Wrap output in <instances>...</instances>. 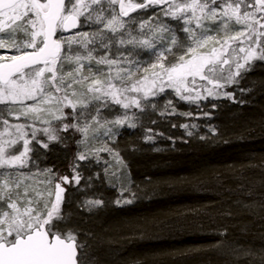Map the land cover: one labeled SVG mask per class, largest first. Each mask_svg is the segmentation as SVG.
Returning a JSON list of instances; mask_svg holds the SVG:
<instances>
[{
	"label": "snow or ice",
	"instance_id": "snow-or-ice-1",
	"mask_svg": "<svg viewBox=\"0 0 264 264\" xmlns=\"http://www.w3.org/2000/svg\"><path fill=\"white\" fill-rule=\"evenodd\" d=\"M262 67L264 0H0V264H264V153L210 178L175 177L170 188L214 184L219 199L144 218L121 237L130 244L194 225L215 237L207 244L127 257L98 223L156 194L134 183L122 152L231 143L213 120L232 104L257 106L264 77L249 73ZM260 107L236 140L264 137ZM240 115L231 113L233 126ZM178 128L183 136L167 134ZM127 130L141 135L121 147ZM57 150L65 172L50 162ZM105 188L119 195L108 199Z\"/></svg>",
	"mask_w": 264,
	"mask_h": 264
},
{
	"label": "trees",
	"instance_id": "trees-1",
	"mask_svg": "<svg viewBox=\"0 0 264 264\" xmlns=\"http://www.w3.org/2000/svg\"><path fill=\"white\" fill-rule=\"evenodd\" d=\"M252 79L264 77V67L249 73ZM243 84V82H242ZM222 103L228 104L227 101ZM256 107L245 106L242 109L238 105L232 104L225 108L219 118L214 119L213 123L225 125L222 129L224 138L232 137L229 144H219L211 147H200L199 145L187 146L177 142L175 148H172L167 141H158L154 146L165 149L161 152H153V145L140 144L143 151L136 154H125L128 168L131 172V178L135 184H139L141 188L156 187V194L151 199H139L133 205L125 206L122 209H113L104 213L98 223H102L109 229V234L116 242L120 251L124 252L127 257L144 258L150 256L153 250H168L186 248L193 245L207 244L215 239L209 233L195 234L192 227H189L187 233L169 235L162 233L161 238L144 240L135 243H126L121 237L131 235L130 229L134 228L137 223L144 218L153 216L163 217L173 216L187 207H197L206 204L209 201H217L219 199L214 184L205 190L195 188L188 185H176L169 187L175 177L192 176L194 174L202 175V178H210L211 173L216 170H225L228 165L239 162L245 155L253 153L256 155L264 153V137L257 136L248 141H239L234 137V133L238 132L244 122L249 117H257L261 115V107L264 106V96H257L255 100ZM181 111L194 110V106L190 109L188 105L181 104ZM239 111L242 115L235 119V126L231 118V113ZM173 123L188 122V118L177 117ZM196 123H204L203 120H196ZM165 125H161L159 130L165 131ZM203 131V130H201ZM167 134L174 137L183 136L182 129L171 130ZM141 135L139 130H127L120 137L121 147L130 141H136ZM70 158V153L68 154ZM65 153L57 150L51 157L50 162H55L62 172L67 170V163L64 159ZM107 159V156H105ZM98 170V169H97ZM151 181V185L147 182ZM135 190V189H133ZM104 195L108 199H115L119 195L118 188H105ZM192 217H189L191 220ZM204 227H209L208 222L203 221ZM119 253H113V257ZM176 258V257H174ZM212 256H194L184 261L182 264H207Z\"/></svg>",
	"mask_w": 264,
	"mask_h": 264
},
{
	"label": "rangeland",
	"instance_id": "rangeland-1",
	"mask_svg": "<svg viewBox=\"0 0 264 264\" xmlns=\"http://www.w3.org/2000/svg\"><path fill=\"white\" fill-rule=\"evenodd\" d=\"M149 14H151V13L149 12Z\"/></svg>",
	"mask_w": 264,
	"mask_h": 264
}]
</instances>
